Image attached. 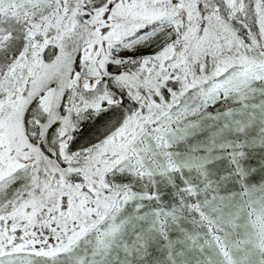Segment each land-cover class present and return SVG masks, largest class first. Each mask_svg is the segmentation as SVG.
<instances>
[{
	"label": "snow or ice",
	"instance_id": "1",
	"mask_svg": "<svg viewBox=\"0 0 264 264\" xmlns=\"http://www.w3.org/2000/svg\"><path fill=\"white\" fill-rule=\"evenodd\" d=\"M0 264H264V0H0Z\"/></svg>",
	"mask_w": 264,
	"mask_h": 264
}]
</instances>
